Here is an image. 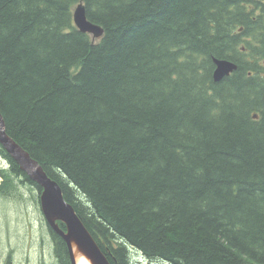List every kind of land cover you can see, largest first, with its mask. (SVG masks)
<instances>
[{
    "label": "trees",
    "instance_id": "1",
    "mask_svg": "<svg viewBox=\"0 0 264 264\" xmlns=\"http://www.w3.org/2000/svg\"><path fill=\"white\" fill-rule=\"evenodd\" d=\"M0 115L110 264H264V0H0Z\"/></svg>",
    "mask_w": 264,
    "mask_h": 264
},
{
    "label": "water",
    "instance_id": "2",
    "mask_svg": "<svg viewBox=\"0 0 264 264\" xmlns=\"http://www.w3.org/2000/svg\"><path fill=\"white\" fill-rule=\"evenodd\" d=\"M73 22L80 32L87 33L93 38H99L103 33L99 26L90 23L86 19L85 9L82 5L75 7ZM214 64L213 78L215 81H219L235 70V65L229 61L214 60ZM2 132L3 124L0 116V136L5 140L4 146L17 161L20 169L26 172L29 177H32L33 181L38 180L39 186L44 189L40 203L41 213L48 227L57 233L66 244L70 264H77L80 260H84L88 264H110L102 251L100 252L99 246L76 214L72 205L64 201L61 189L57 183L50 181L47 177H43L37 164L30 159L28 154L22 153ZM57 221H61L64 224V232L59 230L56 224Z\"/></svg>",
    "mask_w": 264,
    "mask_h": 264
},
{
    "label": "rangeland",
    "instance_id": "3",
    "mask_svg": "<svg viewBox=\"0 0 264 264\" xmlns=\"http://www.w3.org/2000/svg\"><path fill=\"white\" fill-rule=\"evenodd\" d=\"M2 160L0 157V167L5 168ZM21 192L23 200L13 197L0 201L7 205L0 209V264H57L53 242L37 204L39 193L24 186ZM129 254L133 264L144 261L133 249Z\"/></svg>",
    "mask_w": 264,
    "mask_h": 264
},
{
    "label": "bare ground",
    "instance_id": "4",
    "mask_svg": "<svg viewBox=\"0 0 264 264\" xmlns=\"http://www.w3.org/2000/svg\"><path fill=\"white\" fill-rule=\"evenodd\" d=\"M79 5H82L83 7H84V5L83 4H79ZM78 6V5H77ZM76 6V7H77ZM84 9H85V7H84ZM74 11V10H73ZM86 16V15H85ZM73 17V16H72ZM87 19V18H86ZM90 22V21H89ZM91 23V22H90ZM93 24V23H92ZM95 25V24H94ZM76 27V26H75ZM101 28V27H100ZM102 29V28H101ZM91 36V35H90ZM92 37V36H91ZM101 37V36H100ZM99 37V38H100ZM93 38V37H92ZM99 38H94V39H99ZM214 60H225V59H214L213 58V64H214ZM225 61H229V60H225ZM229 62H231V61H229ZM232 64H234L235 65V70H236V68H237V66H236V64L235 63H233V62H231ZM234 70V71H235ZM214 71H215V64H214V70H213V72H212V77H213V74H214ZM234 71H232V72H234ZM231 72V73H232ZM231 73H229V75L231 74ZM229 75H226V76H224V77H227V76H229ZM223 77V78H224ZM222 78V79H223ZM222 79H220L219 81H221ZM213 81L214 82H219V81H215L214 80V78H213ZM1 116V115H0ZM1 120H2V124H3V132H2V134L3 135H5L6 136V138L7 139H9L12 143H13V145H15L22 153H25V154H28L27 152H25L15 141H13L7 134H6V132H5V129H4V122H3V119H2V117H1ZM5 139V138H4ZM4 143H5V140H3L2 138H1V136H0V144L2 145V147L4 148V150L12 157V155L7 151V149L5 148V146H4ZM29 156V155H28ZM30 157V156H29ZM12 159L17 163V161L12 157ZM30 159L33 161V162H35L36 164H37V166H38V169H40V173H41V175L43 176V177H47L50 181H54V180H52V179H50L48 176H47V174L44 172V170L42 169V167L36 162V161H34L31 157H30ZM18 164V163H17ZM20 167V166H19ZM24 172V171H23ZM26 173V172H25ZM26 175L28 176V174L26 173ZM29 177V176H28ZM30 179L32 178V177H29ZM0 179H1V177H0ZM32 180V179H31ZM33 181V180H32ZM38 186L40 185L39 183H38V180L36 181H34ZM54 182H56V181H54ZM0 183H1V181H0ZM57 183V182H56ZM57 185H58V183H57ZM59 186V185H58ZM40 187V194H39V205H40V203H41V196H42V194H43V192H44V189L41 187V186H39ZM60 187V186H59ZM61 189V188H60ZM61 192H62V190H61ZM62 195H63V193H62ZM63 199H64V197H63ZM64 201L65 202H67L65 199H64ZM73 207V206H72ZM41 210V209H40ZM75 210V209H74ZM43 216V215H42ZM80 218V217H79ZM81 219V218H80ZM44 221H45V223L47 224V222H46V220L44 219ZM59 223H61V224H63L61 221H57L56 222V224H57V226H58V228H59V230H61V231H63L64 232V230H62L60 227H59ZM64 225V224H63ZM57 234V233H56ZM58 235V234H57ZM63 240V239H62ZM68 252V251H67ZM100 252H101V250H100ZM77 264H88L86 261H84V260H80V261H78L77 262Z\"/></svg>",
    "mask_w": 264,
    "mask_h": 264
}]
</instances>
